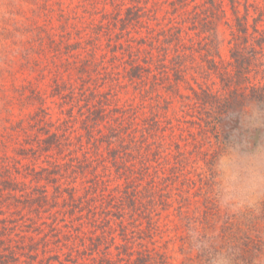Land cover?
Instances as JSON below:
<instances>
[{"label":"trees","instance_id":"trees-1","mask_svg":"<svg viewBox=\"0 0 264 264\" xmlns=\"http://www.w3.org/2000/svg\"><path fill=\"white\" fill-rule=\"evenodd\" d=\"M81 2L93 19L83 37L64 52L73 60L67 65L78 81L56 84L69 92V114L80 124L74 131L78 132V157L70 156L69 163L55 157L49 161L50 168L43 170L45 173L36 172L38 182L44 180L47 185L43 190L35 188L28 201L32 213L52 212L49 223L32 228L45 236L42 241L49 251H53L52 245L66 249V260L72 264L95 262V256L102 254L103 261L110 264V248L103 246L114 238L109 233L111 228L100 225L99 209L106 214L110 207L117 209L115 216L123 224L127 206L137 211L143 181L149 179L151 190H157L163 165L174 176L177 167L169 161L173 145L178 150L173 155L177 164L186 155L181 144L175 142V133L166 134L175 129L173 121L179 129L183 119L180 114L168 116L174 100L179 101L183 114L197 110L198 116L191 124L199 127V135L205 136L210 129L219 138L222 132L239 128L236 116L246 105H264V9L249 1L241 15L238 0H230L234 15L231 20L224 0ZM108 6L111 11L106 10ZM251 9L256 13L254 18L250 17ZM223 25L232 37L228 59L219 55ZM193 33L202 37L200 42H195ZM214 78L219 80L223 94L208 85ZM183 89L190 93L184 94ZM125 91L135 96L132 103L121 104L119 96ZM162 91L167 94L163 116L154 100L164 97ZM35 99H40L37 93ZM147 99L153 100L148 103L149 116L145 113ZM183 122L187 123L185 119ZM63 135L68 136L67 131ZM168 137L170 144L166 143ZM60 138L55 134L46 141L47 152L65 153ZM193 138L197 141V134ZM75 174L82 178L80 189L64 188L63 176ZM13 184L5 182L9 190H14ZM50 184L55 189L52 197L46 189ZM163 204L169 205L168 199ZM75 215L78 224L71 225ZM60 222L65 223L62 228ZM85 223L90 234L84 230ZM39 245L35 242L28 246L29 253L31 249L37 252Z\"/></svg>","mask_w":264,"mask_h":264},{"label":"rangeland","instance_id":"rangeland-1","mask_svg":"<svg viewBox=\"0 0 264 264\" xmlns=\"http://www.w3.org/2000/svg\"><path fill=\"white\" fill-rule=\"evenodd\" d=\"M249 1L264 9V0H238L241 15ZM223 5L234 20L230 0H224ZM86 9L81 0H0V264H72L66 260V249L52 245L53 251H49L42 241L45 236L32 231L35 226L49 223L52 212L32 213L28 198L35 188L43 190L47 185L44 180L38 182L36 172L45 173L43 170L50 168L49 161L56 160L55 157L69 163L70 156L77 154L78 132L74 131L80 124L69 114V92L56 84L78 81L67 65L73 60L64 52L69 44L83 37L93 19ZM106 10L111 8L108 6ZM250 17H256L253 9ZM192 36L195 42L202 39L196 33ZM231 38L229 29L221 26L219 55L224 59L229 57ZM208 85L223 94L217 78ZM106 87L108 90L109 86ZM36 93L39 100L35 99ZM162 94L164 97L154 100L158 101L163 116L166 91ZM119 97L121 104L135 99L128 91ZM150 101L147 99L145 103L146 116ZM179 106L175 99L168 115L183 116L179 129L173 121L175 129L166 131L167 135L175 133V142L181 144L180 149L186 154L180 157L182 163L177 164L173 155L178 150L173 145L169 161L177 167L174 176L163 165L157 190H151L149 179L143 181L137 211H133L134 206H127L123 224L115 216L117 209L110 207L108 214L98 211L100 225L111 228L109 233L114 238L103 246L110 248L113 260L110 264H213L220 254L229 255L232 264H255L264 255V211L228 214L211 197L209 166L224 138L233 131L222 132L219 138L216 131L208 129L201 136L199 127L191 124L198 116L197 110L183 114ZM65 131L68 136L63 135ZM55 134L61 136L58 140L63 142L64 154H58L57 150L47 152L46 141ZM193 134H197V141ZM261 138L264 130L255 133V139ZM166 143L170 144L169 137ZM51 155L54 157L50 158ZM79 155L82 158V151ZM67 176H63V187L80 189L81 176ZM5 182H14L11 185L14 190L7 189ZM46 189L50 197L55 194L52 184ZM80 194H84L83 187ZM167 199L169 205L165 206L163 202ZM75 218L76 215L70 219L71 225L78 224ZM59 225L62 228L65 223ZM84 230L90 234L86 223ZM35 242L41 246L37 252L31 249L30 254L29 247ZM95 257V262L85 260L83 264H107L102 254Z\"/></svg>","mask_w":264,"mask_h":264},{"label":"clouds","instance_id":"clouds-1","mask_svg":"<svg viewBox=\"0 0 264 264\" xmlns=\"http://www.w3.org/2000/svg\"><path fill=\"white\" fill-rule=\"evenodd\" d=\"M239 128L231 132L215 152L209 166L211 197L228 214L264 211V105L251 102L237 114ZM213 264H232L231 257L220 254ZM255 264H264L262 255Z\"/></svg>","mask_w":264,"mask_h":264}]
</instances>
